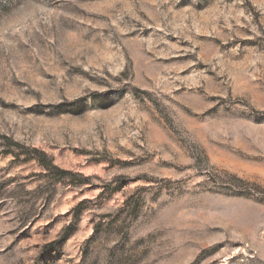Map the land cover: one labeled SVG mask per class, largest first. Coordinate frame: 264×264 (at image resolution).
Here are the masks:
<instances>
[{
    "label": "rangeland",
    "instance_id": "obj_1",
    "mask_svg": "<svg viewBox=\"0 0 264 264\" xmlns=\"http://www.w3.org/2000/svg\"><path fill=\"white\" fill-rule=\"evenodd\" d=\"M0 264H264V0H0Z\"/></svg>",
    "mask_w": 264,
    "mask_h": 264
},
{
    "label": "trees",
    "instance_id": "obj_2",
    "mask_svg": "<svg viewBox=\"0 0 264 264\" xmlns=\"http://www.w3.org/2000/svg\"><path fill=\"white\" fill-rule=\"evenodd\" d=\"M35 152L39 153L38 157L36 158V160H38L40 165H42L47 170H53V169L59 170L58 167L53 165L52 158H50L46 153H44L42 151H38V150H35ZM27 159H29V158H27ZM59 171H61V173H63V174H67L68 173L67 171H64V170H59Z\"/></svg>",
    "mask_w": 264,
    "mask_h": 264
}]
</instances>
